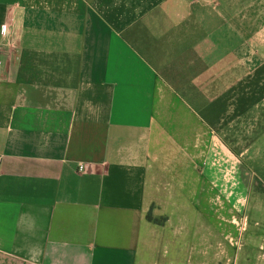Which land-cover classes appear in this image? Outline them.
Here are the masks:
<instances>
[{"label": "crops", "instance_id": "crops-1", "mask_svg": "<svg viewBox=\"0 0 264 264\" xmlns=\"http://www.w3.org/2000/svg\"><path fill=\"white\" fill-rule=\"evenodd\" d=\"M1 26L0 256L264 264L236 148L264 0H0Z\"/></svg>", "mask_w": 264, "mask_h": 264}, {"label": "rangeland", "instance_id": "rangeland-1", "mask_svg": "<svg viewBox=\"0 0 264 264\" xmlns=\"http://www.w3.org/2000/svg\"><path fill=\"white\" fill-rule=\"evenodd\" d=\"M244 28H246L247 30H249L248 28H250L253 30L258 29L262 31V35L255 38L252 43L251 42L248 43V45H251V47L247 46V48L249 47L248 49L252 50V51L250 50L252 52L251 53L252 54L251 66L255 68L259 63H263L264 65V28L263 29L262 27H244ZM244 49L245 47L243 45L242 46L240 45L238 48L237 65L238 67H241V68H244L243 61H244L245 56L240 52L244 51ZM248 64L249 63L246 61V65ZM262 80H264V76H262L260 80V78L256 74L252 76L251 80L248 79V82H250L248 84V87H249L248 92H250L251 89L256 90L255 87H252V86L255 85L256 82L264 83V81ZM258 86L260 87V84H258ZM239 91L240 90H238V99L240 96ZM254 106H255L253 110L254 118H257L258 121L256 122V126L254 125L255 122H253V129L254 130L256 129L255 131L257 132L254 131L253 138H249V137L244 136L245 132H240V130H238V135L236 139V148L238 151H243L244 148H246V146H250V142L254 143V146L252 147V149H250L248 153L245 154L243 157V164L245 165L246 168L245 167L244 169L242 168L243 177L246 179V181L249 182V184L251 182L252 187L255 186L251 192V198L248 203L247 211H246L247 217L249 218V224H248L249 227H252V218H253L252 211L256 207V202L254 201V198H253L254 194L255 192L264 194V184H263V180H264V169H263L264 168V99L258 105H254ZM247 124L244 120V121L238 122V127L242 126L241 128L243 129V126L244 125L247 126ZM261 208L263 209V207ZM0 264H15V263H12L11 261H8L2 256H0Z\"/></svg>", "mask_w": 264, "mask_h": 264}, {"label": "built area", "instance_id": "built-area-1", "mask_svg": "<svg viewBox=\"0 0 264 264\" xmlns=\"http://www.w3.org/2000/svg\"><path fill=\"white\" fill-rule=\"evenodd\" d=\"M0 30L2 31V33L4 34H9V27L8 26H1L0 27ZM0 163H1V157H0ZM79 171H82L83 170V166L80 165L79 168H78Z\"/></svg>", "mask_w": 264, "mask_h": 264}, {"label": "trees", "instance_id": "trees-1", "mask_svg": "<svg viewBox=\"0 0 264 264\" xmlns=\"http://www.w3.org/2000/svg\"><path fill=\"white\" fill-rule=\"evenodd\" d=\"M147 219L150 221L152 220L151 216H149V215L147 216ZM155 222H157V221H155Z\"/></svg>", "mask_w": 264, "mask_h": 264}]
</instances>
